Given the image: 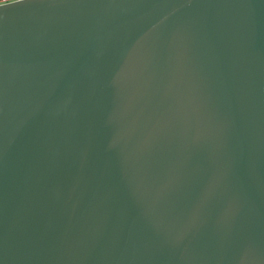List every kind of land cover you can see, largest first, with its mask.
Wrapping results in <instances>:
<instances>
[{
	"label": "water",
	"instance_id": "1",
	"mask_svg": "<svg viewBox=\"0 0 264 264\" xmlns=\"http://www.w3.org/2000/svg\"><path fill=\"white\" fill-rule=\"evenodd\" d=\"M0 264H264V0L0 4Z\"/></svg>",
	"mask_w": 264,
	"mask_h": 264
},
{
	"label": "built area",
	"instance_id": "2",
	"mask_svg": "<svg viewBox=\"0 0 264 264\" xmlns=\"http://www.w3.org/2000/svg\"><path fill=\"white\" fill-rule=\"evenodd\" d=\"M12 1H16V0H0V4L12 2Z\"/></svg>",
	"mask_w": 264,
	"mask_h": 264
}]
</instances>
